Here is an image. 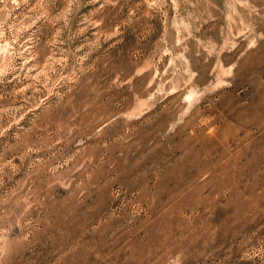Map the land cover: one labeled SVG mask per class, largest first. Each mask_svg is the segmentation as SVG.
<instances>
[{"label":"rangeland","instance_id":"obj_1","mask_svg":"<svg viewBox=\"0 0 264 264\" xmlns=\"http://www.w3.org/2000/svg\"><path fill=\"white\" fill-rule=\"evenodd\" d=\"M0 264H264V0H0Z\"/></svg>","mask_w":264,"mask_h":264}]
</instances>
